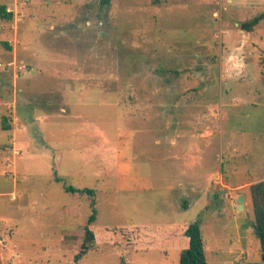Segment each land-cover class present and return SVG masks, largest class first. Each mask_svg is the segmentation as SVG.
<instances>
[{
	"label": "rangeland",
	"instance_id": "374dc122",
	"mask_svg": "<svg viewBox=\"0 0 264 264\" xmlns=\"http://www.w3.org/2000/svg\"><path fill=\"white\" fill-rule=\"evenodd\" d=\"M3 6L0 264H179L164 227L195 221L209 264L260 262L264 0Z\"/></svg>",
	"mask_w": 264,
	"mask_h": 264
},
{
	"label": "trees",
	"instance_id": "16d2710c",
	"mask_svg": "<svg viewBox=\"0 0 264 264\" xmlns=\"http://www.w3.org/2000/svg\"><path fill=\"white\" fill-rule=\"evenodd\" d=\"M102 4H108L109 0H101ZM0 17L2 19H11L12 15L6 12L5 7H0ZM264 19V12L240 23V28L245 31H251L261 20ZM66 191L78 194H87L90 197L94 193L90 189H76L65 187ZM249 197L251 202L253 218L251 221L252 231L259 241L258 256L260 262L251 264H264V179L249 185ZM92 213L89 215L85 226L83 227V242L80 251L75 255V259H80L94 243L93 231L89 225L95 221L96 212L94 209V200L91 199ZM183 235L187 238V247L183 248L179 254V264H207L205 257L203 238L200 225L197 221L185 226Z\"/></svg>",
	"mask_w": 264,
	"mask_h": 264
},
{
	"label": "crops",
	"instance_id": "0c3cea01",
	"mask_svg": "<svg viewBox=\"0 0 264 264\" xmlns=\"http://www.w3.org/2000/svg\"><path fill=\"white\" fill-rule=\"evenodd\" d=\"M7 8H8V6L5 7V10ZM10 14L12 16L15 15V13H10ZM12 33H13V37H15V31L12 32ZM185 226H187V224L175 225V226H170V227H164V228H166L164 231L167 232L165 238H170L171 236H173L175 238V240L177 241L176 243H181V241H183L186 238V237L182 238V236H183L182 234H183ZM187 244H188V240H187ZM203 245H204V251H205V257H206V260H207V264H209L208 257H207V252H206V246H205L204 241H203ZM228 249H229V251H228L229 254H232L233 251H235V249H233V248H228ZM238 252L241 253L240 255H238V257H239L238 260H240V259L243 258L242 255L245 253V251L239 250Z\"/></svg>",
	"mask_w": 264,
	"mask_h": 264
},
{
	"label": "water",
	"instance_id": "95a60500",
	"mask_svg": "<svg viewBox=\"0 0 264 264\" xmlns=\"http://www.w3.org/2000/svg\"><path fill=\"white\" fill-rule=\"evenodd\" d=\"M244 200V196L240 195L237 199V209L238 210H242L243 209V205H242V201Z\"/></svg>",
	"mask_w": 264,
	"mask_h": 264
},
{
	"label": "built area",
	"instance_id": "2783aa9c",
	"mask_svg": "<svg viewBox=\"0 0 264 264\" xmlns=\"http://www.w3.org/2000/svg\"><path fill=\"white\" fill-rule=\"evenodd\" d=\"M6 12H8V13H14V12H12V10L9 9V8L6 9Z\"/></svg>",
	"mask_w": 264,
	"mask_h": 264
}]
</instances>
